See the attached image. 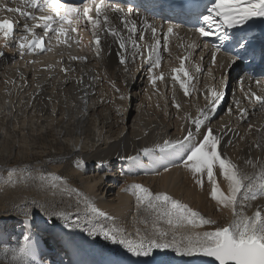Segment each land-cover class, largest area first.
<instances>
[{
	"label": "bare ground",
	"instance_id": "6f19581e",
	"mask_svg": "<svg viewBox=\"0 0 264 264\" xmlns=\"http://www.w3.org/2000/svg\"><path fill=\"white\" fill-rule=\"evenodd\" d=\"M67 2L83 7L82 0ZM86 2L92 6L91 15L95 16V6L91 4V0ZM211 2L212 0H190L188 4L182 5L186 8L182 11L181 8L176 10L171 8L170 0H104L102 9L107 8L108 15L119 34L113 37L107 30L99 31L101 51L97 56L91 25L83 18L72 23H64L65 32L59 35L50 31L45 36L43 29H34L36 36L43 37L44 51L20 49L18 43L22 37L27 36L28 40L33 38L32 33L25 32L24 25L27 23L31 26L42 22L32 21L22 16L20 12H8L7 8H19L38 17L51 16L53 13L47 6L43 11L26 6L25 0H0V4L4 6L3 10H0V20L10 19L15 26L10 37L11 40L13 37L11 46L0 34V48L7 44L6 51L0 55V65L4 62L9 69H15L17 65L19 69L23 64L26 68L38 64L43 68V71L38 72L39 69L36 70V67L32 70H26L24 67L25 73L28 72L27 78L30 77L32 80V86L30 84L28 88L21 90V86L10 81V85L7 84L9 89L3 90L0 105L4 109H11L17 104L21 109L29 107L32 115L39 117L46 115L51 120L49 123L51 126L48 127L50 131L40 130L32 139L35 143L38 141L36 138L47 139L44 141L48 146L57 150L53 154L42 152L40 155L36 153L34 155L28 148L22 150V147H13L5 136L0 135V167L16 157L19 164H22L23 159L30 154L32 157L44 159V164L40 165L42 169L40 173L46 174L47 177L39 180V189L37 188L43 197L46 196L43 202L56 208V212L72 211L73 215L80 218L81 224L89 226L88 229L97 231L101 229L97 225L94 226L96 222L102 227L116 222L125 224L130 216L129 210L133 206L140 210L142 205H147L149 209L147 200L142 203L140 195L136 198L139 191L134 188L135 185L148 189L153 196L166 194L194 211L196 207L201 212L207 208H216L227 218L232 216L233 220L231 209L223 207L211 197L213 185L209 183L206 174L203 176L201 187L197 183L199 174H193L181 162L184 153L173 155L171 149L162 150L159 147L165 140L183 139L186 129L194 128L192 121L200 115L201 110L207 111L211 106L209 104L211 93L212 90H216L222 93V96L216 102L215 111L210 113L206 125L219 138V150L241 171L249 174L255 171L259 175L260 164L264 162V104L254 98L264 97V47L255 50L251 44L252 39L264 35V17H254L246 24L234 28H214L212 36L202 37L196 29L206 26L199 17L201 14H207L206 7L210 6ZM125 17L128 21L136 23L134 35L122 25L121 19ZM144 21L156 27V38L161 41L159 45L155 44L152 33ZM59 26V21L53 23V28ZM169 26L173 27L172 34H167ZM73 27L76 28L75 32L71 30ZM247 27H254L252 35L240 33ZM142 31L145 39L141 41L139 35ZM130 35L132 40L138 41L139 47H133L131 40L128 39ZM224 35H227V39L218 38ZM121 37L127 41L126 50L119 47ZM24 42L27 43V40ZM240 44L245 46L241 48ZM149 45L157 49L155 53H151V57L154 61L157 54L160 56L159 68L151 69L148 60ZM120 53L126 57L125 64L120 63ZM213 54L215 63L212 59ZM183 57H187L185 66L190 73V78H184L181 74L182 79H187L188 82L187 96L179 83L172 80V69L179 67L178 58ZM197 68L200 71H197ZM160 73L164 74V79H158L153 84V77ZM48 78H59V85L57 86L54 80L47 82ZM45 89L50 90L44 91ZM109 97L118 98L120 110H116L113 120L108 121H99L94 115L101 128H106L104 134L102 130L97 132L95 139L94 130L87 127V124L93 121V110L105 115L103 120L106 119L109 113L107 111ZM6 98L10 103L9 107L5 105ZM14 98L16 104L12 102ZM92 98L97 101V106L91 104V107L89 106L91 102L89 99ZM177 104L180 105L179 108L176 107ZM68 112L70 117L67 119ZM133 112L136 115L132 117ZM146 113L153 114L156 121L146 125L142 118ZM131 118V126H127ZM52 122H55V125ZM119 124L122 125L121 129L118 127ZM40 128H43L42 124ZM57 128H60L58 133L55 132ZM82 128H85V131H82ZM5 129L10 132L9 124ZM62 130V136L59 137ZM35 131L38 129L35 128ZM203 132L202 126L201 133ZM81 136L85 141L78 148ZM73 139L74 144L69 147V142ZM200 139L202 135L194 133V142ZM128 156H137L142 168L123 170V165L131 162L127 160ZM248 161H252V164L247 163ZM94 164L97 165L95 169ZM112 164L122 167L120 174L127 177L129 183L125 189L117 190L115 196L101 197L96 191L107 185L105 180L108 178L103 176L112 174L110 169ZM253 165L256 167L253 168ZM165 167L167 171L164 170ZM104 169L107 170L102 176L98 172ZM94 171L97 173L90 178L88 172ZM214 173L219 188L227 194L228 182L220 174L218 166ZM108 191H113V186L109 187ZM87 202H91L89 206L91 210H87L89 208ZM153 203L157 204L152 208L155 217L151 216L153 219L151 218L150 222L136 224L141 229L151 231L153 235L150 237L171 242L174 237L179 240L181 236L194 233L191 229L194 227L184 223L175 227V235H172L174 227L169 226L166 217L161 215L162 209L159 208L158 202ZM144 207L146 209V206ZM259 209H264V197L258 196L256 200L247 201L243 210L246 215L251 216ZM150 210H147L149 215ZM73 215L68 219H73ZM137 217L139 219V215ZM25 227L29 238L27 242L32 245L33 254L23 257L16 251L15 264H104L87 251L84 243L70 238L57 229L49 230L44 223H32L27 219ZM158 230L167 232V236L159 237ZM57 241H60L67 250L63 251L62 247H58L57 251L50 250ZM168 249L175 264H180L184 260L186 255L177 254L172 248ZM138 264L159 263L140 260Z\"/></svg>",
	"mask_w": 264,
	"mask_h": 264
},
{
	"label": "snow or ice",
	"instance_id": "6c2138e0",
	"mask_svg": "<svg viewBox=\"0 0 264 264\" xmlns=\"http://www.w3.org/2000/svg\"><path fill=\"white\" fill-rule=\"evenodd\" d=\"M83 7L70 4L61 3V0H25L26 6L33 9H39L43 11L45 6H52L59 10L64 9V14L57 13V19L60 22V26L53 28V23L56 21L52 16H37L34 13L22 11L19 8H7L8 12H20L22 16H25L32 21H41L42 23H35L33 25L25 24L24 30L26 33H32L33 38L28 40L27 36L22 37L18 43L20 49H29L30 51L39 49L44 51L43 37L35 35L34 29H43L46 36L50 31L59 35L65 32L63 28L64 23H72L74 20L85 19L87 24L91 25L92 35L94 37V44L96 48V54L99 56L101 51V40L98 35L99 31L107 30L108 34L116 37L118 33L117 27L113 25V22L108 15L107 8H103L104 0H91V4L95 6V16L91 15L92 6L82 0ZM3 5L0 4V10H3ZM122 11V10H120ZM207 14H201L199 17L202 19L203 24L196 31L199 32L202 37H210L214 34L213 29H219L221 27L234 28L238 25H244L254 17H264V0H212L210 6L206 7ZM70 17L72 19H70ZM101 17L103 18L101 20ZM121 23L130 34L136 33V23L128 21L125 17L121 19ZM131 24V26H129ZM146 27L151 31L152 38L155 40V44L159 45L161 41L156 38V27L154 25L147 24L144 21ZM14 24L10 19L0 20V34L2 39L6 42L14 32ZM73 32L76 28L71 29ZM173 33V27L167 28V34ZM221 40L227 39V35L218 37ZM131 40L133 47H139L137 40H132V36L128 37ZM145 36L143 31L139 35V40H144ZM27 40V43L24 41ZM165 42L167 41V35L164 36ZM127 41L121 37L119 47L126 50ZM5 46L7 44L5 43ZM245 45L240 44L243 48ZM50 50V49H49ZM148 51L150 55L148 60L151 63V69L160 67V56L157 54L155 60H152L151 53L157 51L156 47L149 45ZM142 55V52L140 53ZM120 63L125 64L126 57L123 53H120ZM76 59V57H73ZM86 59V58H85ZM180 63L179 67L172 69V80L179 83L181 89L184 90V94L189 95V87L187 79L190 78L188 68L185 66V60L187 57L178 58ZM213 62L215 63V55L213 54ZM200 71L199 68L196 69ZM163 80L164 74L160 73L153 77L152 83L155 84L156 80ZM115 88V85H113ZM119 91V89H116ZM222 93L216 90H212L211 105L207 111L201 110L199 116L192 121L194 128L186 129V135L181 140L168 141L165 140L163 145H160L161 149H171L173 155L184 153L182 163L193 174H199L197 183L203 187V176L206 174L208 181L213 185L211 190V197L217 201L218 204L225 208H230L233 214L232 222L223 227H216L212 231L196 232L189 235H184L177 240L175 237L171 242L162 239H149L141 238L139 240H130L125 237L118 229H99L103 233L105 239H110L113 243H119L123 245L126 250L136 256H149L154 249H167L172 248L173 251L180 255H195L202 254L204 256L213 257L218 264H264V209H259L253 215L248 216L244 212L246 202L249 200H256L259 197H264V162L260 164L259 175L254 171L249 174L243 172L239 167L233 163L230 159L225 158L222 152L219 150L220 140L214 134V131L207 127L206 121L210 118V113L215 111L216 102L221 99ZM258 102L264 104V97L255 96ZM123 99V97H121ZM180 107L179 104L176 105ZM204 127V132L201 133V128ZM194 133L201 134L202 139L194 142ZM147 152V150H145ZM127 160L136 161L137 156H128ZM171 162V161H170ZM247 163L252 164V161ZM218 166L220 174L228 182V193L225 194L219 188V185L215 179L214 169ZM256 165H253L255 168ZM167 171V167L164 169ZM134 188L138 190L141 195L140 201L143 203L148 201L150 208L157 206L153 201L158 202L159 208L162 209L161 215L166 217V222L169 226L178 227L187 223L193 227H202L204 225H212L215 221L206 219L199 212L192 210L187 205L181 204L179 201L173 200L166 194H153L143 188L141 185H135ZM239 197V199H238ZM95 211V209H93ZM102 214V213H101ZM63 215V213H58ZM93 232L97 231L92 229ZM159 237L167 236V232L158 230ZM119 237V239H117ZM25 245L21 246L17 251L20 256L26 257L33 254L32 245L27 241Z\"/></svg>",
	"mask_w": 264,
	"mask_h": 264
},
{
	"label": "rangeland",
	"instance_id": "374dc122",
	"mask_svg": "<svg viewBox=\"0 0 264 264\" xmlns=\"http://www.w3.org/2000/svg\"><path fill=\"white\" fill-rule=\"evenodd\" d=\"M8 39H10L7 41L10 44L9 46H11L13 44L12 43L13 37L12 40L11 38ZM4 51H6V48L5 45H2L0 48V55L4 54ZM21 54L23 56V52ZM2 63L3 64L0 65V101L3 96V90L7 91L9 89L10 81L13 82L14 84H17V86L19 87L21 86L20 87L21 90L28 88L30 84L32 86V80L30 79V77L27 78L28 72L26 71L25 73L26 66H24V64L22 67H19V69H18V65L15 67V69L12 68L9 69L7 68L4 62ZM33 68H35L36 70L39 69L38 72L43 71V68L38 64L29 65L26 68V70L29 69L32 70ZM46 80L47 82H52L54 80L55 82H57L56 83L57 86L59 85L58 84L59 78L58 79L48 78ZM50 89H52V85ZM50 89H45L44 91H48ZM106 94H110V93H106ZM19 99L20 97H18V100ZM92 99H89V102L91 100L89 106L90 107L91 105L97 106L98 105L97 101L94 98ZM109 99L110 100H108V104H107L108 110L107 109L106 110L109 111L110 115L108 113V115L105 117L107 120L105 118H104L105 120H103V116L105 115L99 113L98 111L93 110L92 112V114L94 113L93 121L87 124V127L94 130L95 139L97 132L99 133L102 130L103 132L102 131L101 132L102 134H104L106 129L105 127H102L103 129L101 128L100 126L101 124L99 125V121L113 120L112 119V117L114 116L113 114L116 113V110L117 111L120 110V105L118 104L120 102H118V98L114 97V99H111V97H109ZM5 100H6L5 105L9 107L8 105L10 103H8L9 102L8 99L6 98ZM12 102L16 104V99L14 98ZM29 110H30L29 107L27 108L25 107V109L19 108L17 107V104L16 107L11 109L10 108L4 109V107L3 106L1 107L0 105V135L5 136L8 142L11 145H13V147L15 148H17L18 146L20 148L22 147L21 148L22 150L28 148L31 154L33 153L35 155L36 153L40 155L42 154V152L45 153L49 152V154H53L57 150L48 146V143L44 141V140L47 141V139L43 140L41 138H36L38 140L37 143H35L32 139L37 136V133L40 130L44 131L45 129H48V131H50L48 127L51 126V124L49 125L51 120L48 117H46V115H42L41 117L32 115L31 111ZM149 113L142 115V118L145 120L144 123L146 125L156 121L155 116L153 114L149 115ZM10 114L11 116H9ZM94 115L97 116L99 121L96 120V117ZM135 115L136 113L133 112L132 117ZM5 116L7 120L6 118H4ZM69 117H70V112H68L67 119ZM38 118H42V120ZM12 122H14L13 126L11 124ZM8 124H9V129H11L10 132L5 129L6 125ZM41 124L43 125V128H40ZM131 124H132V118L127 122V126H131ZM53 125H55V122L53 123ZM67 125L69 126V123ZM32 126L34 127V130ZM55 127L56 126H54V128ZM118 127L121 129L122 125L119 124ZM35 128L38 129V131H35ZM57 131L59 132L60 128H57L55 130V132ZM82 131H85V128H82ZM79 132L80 131H78V133ZM62 133L63 130L61 131L59 137L62 136ZM84 141L85 139L83 138V136H81V138L78 141V148L82 146V143ZM73 144H74V139L73 141L69 142V147H71ZM31 154L28 155L29 157L26 156V158L23 159L24 162L22 164H19V160L16 157L13 159L11 158V160H9V162L6 165L0 167V264H15V258H14L15 253L18 250V248L23 243L26 242V238H28V232L25 227V219L30 220L32 223H44L45 227L48 228L49 230L51 228L57 229L62 233L68 235L70 238H74L81 241L82 243L85 244L87 251L90 252L92 255H94L100 261V263L103 262L104 264H138L140 260H146L150 263L175 264L171 259L170 256L171 251L168 248L154 249L152 254L149 256H143V255L136 256L129 253L123 245L119 243H113L110 239H105L103 233L100 232L99 230L93 232L92 228L88 229L89 226L85 224H81V222H79L80 218H78L77 215H73L72 211L70 212L59 211L60 213H63V215H58L59 212H56V208L52 207L51 205H47V203L43 202V198H45L46 196L43 197L42 192L40 190H37V188L39 189V180L47 177L46 174L40 173L42 172L40 165L42 163L44 164V159L39 158L37 156L32 157ZM96 166L97 165L94 164L93 168L95 169ZM123 167L124 168L116 164L115 165L112 164L110 167V169H112V174L105 176L103 175L104 173H106L107 169L98 172L104 178H108L105 180V183H107V185H103L100 189L96 191V193L99 194V196L102 197L106 195L107 197H113L115 196L117 190H120L121 188L125 189L128 186L129 180H127V177L125 178L123 174H120L121 168L123 170L127 169L129 171L133 169L137 170L138 168H142V166L138 163L137 160L125 163ZM96 173H97L96 171H94L93 173L88 172V175L91 178L92 175ZM122 178L126 180L124 181V179ZM111 186H113V191H108L109 187ZM68 188H70V186H68ZM110 190L112 189L110 188ZM136 194H135L136 198H138L137 196L141 195L140 192ZM87 205L89 207L91 205V202H87ZM144 206H146V209H144L145 208ZM144 206L142 205V209L140 208V210H137L138 207L135 208L133 206L132 208L134 209L131 208L132 211L131 209L129 210L130 216L128 219H126L125 224L122 222L121 223L116 222L113 224H109L107 228L105 226L102 227V225H99L96 222L94 223L95 224L94 226L97 225L100 228H104V229H118L125 237L134 241L139 240L141 238L156 239L154 237H150V235L153 234L148 229L146 228L141 229L140 227H137V225L143 224L144 222L145 223L150 222L149 220L153 219V217L151 216L154 215L155 217L154 211H152L153 209L150 207L148 209L147 205ZM87 210H91L90 207ZM141 210L143 211V213ZM147 210H150L151 215H149V211ZM144 211L145 212L147 211V213H145ZM195 211L199 212L206 219H211L215 221V223L212 225H204L201 228H196V229L195 227L191 228L194 233L212 231L216 227H223L225 225L227 226L232 222V216L227 218L226 215L223 214L221 210H217L216 208H212V209L207 208L206 211L201 212L199 208L196 207ZM72 215H73L72 217L73 219L70 218L68 219V217ZM138 215H139V219L137 217ZM146 215L147 216L149 215L150 218L149 216L146 217ZM86 216L88 215H85V217ZM175 231L176 228L174 227L172 230V235H175L174 234ZM117 239H119V237H117ZM58 247H62V248L64 247L63 245H61L60 241L54 242V245L51 248L50 247L49 248L52 251L53 250L57 251ZM62 250L65 251L67 249L63 248ZM191 256L186 255L184 260H182L180 264H192L190 260Z\"/></svg>",
	"mask_w": 264,
	"mask_h": 264
},
{
	"label": "water",
	"instance_id": "95a60500",
	"mask_svg": "<svg viewBox=\"0 0 264 264\" xmlns=\"http://www.w3.org/2000/svg\"><path fill=\"white\" fill-rule=\"evenodd\" d=\"M190 260L192 264H218L213 257L204 256L202 254H195Z\"/></svg>",
	"mask_w": 264,
	"mask_h": 264
}]
</instances>
